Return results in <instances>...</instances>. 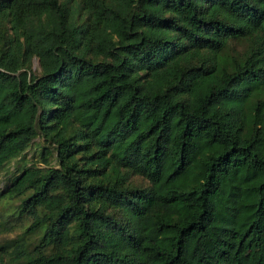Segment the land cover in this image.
Listing matches in <instances>:
<instances>
[{
    "label": "trees",
    "instance_id": "1",
    "mask_svg": "<svg viewBox=\"0 0 264 264\" xmlns=\"http://www.w3.org/2000/svg\"><path fill=\"white\" fill-rule=\"evenodd\" d=\"M4 170L0 264H264V0H0Z\"/></svg>",
    "mask_w": 264,
    "mask_h": 264
},
{
    "label": "rangeland",
    "instance_id": "2",
    "mask_svg": "<svg viewBox=\"0 0 264 264\" xmlns=\"http://www.w3.org/2000/svg\"><path fill=\"white\" fill-rule=\"evenodd\" d=\"M33 68H35L36 70L38 69V63L36 60L34 61ZM34 141H38V139H35ZM33 153H34L33 147L28 148L26 151L27 157H31ZM7 176H8V172L6 170L0 173V188L3 187Z\"/></svg>",
    "mask_w": 264,
    "mask_h": 264
}]
</instances>
